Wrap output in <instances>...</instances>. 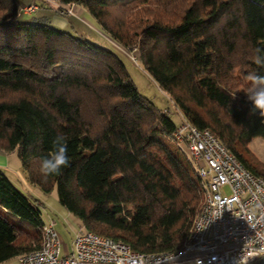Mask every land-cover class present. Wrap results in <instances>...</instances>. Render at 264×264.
<instances>
[{"label": "trees", "instance_id": "trees-1", "mask_svg": "<svg viewBox=\"0 0 264 264\" xmlns=\"http://www.w3.org/2000/svg\"><path fill=\"white\" fill-rule=\"evenodd\" d=\"M55 1L82 6L104 37L135 49L180 122L139 93L113 49L0 0V150L17 149L28 182L45 194L56 187L85 230L136 253L179 250L202 205L194 163L170 143L181 122L208 129L264 178V165L244 157L264 139L244 93L248 73L264 74L253 60L264 50V0ZM57 135L70 165L45 177L41 158ZM37 202L0 170V264L41 246Z\"/></svg>", "mask_w": 264, "mask_h": 264}, {"label": "built area", "instance_id": "built-area-1", "mask_svg": "<svg viewBox=\"0 0 264 264\" xmlns=\"http://www.w3.org/2000/svg\"><path fill=\"white\" fill-rule=\"evenodd\" d=\"M35 6L30 4L21 11L30 14ZM175 136L177 145L194 163L202 190L201 209L179 250L136 253L124 242L83 227L74 235L71 250H63L52 219L42 225L41 246L19 255L18 264H195L197 260L233 264L245 238L255 234L249 224L264 232V178L253 174L208 129L184 121ZM221 210L222 216L201 230Z\"/></svg>", "mask_w": 264, "mask_h": 264}, {"label": "rangeland", "instance_id": "rangeland-1", "mask_svg": "<svg viewBox=\"0 0 264 264\" xmlns=\"http://www.w3.org/2000/svg\"><path fill=\"white\" fill-rule=\"evenodd\" d=\"M18 1L20 4V15H22L21 18L32 19L35 16L40 17L44 15L46 17L52 18L54 15V19L56 21H59L62 18L63 20L65 19L69 22L70 26L64 28L67 31H70L75 35L83 37L86 36L88 39H91L94 42L101 43L103 46L113 49L123 59L130 77L139 93L149 99L157 109L167 111L174 123L178 124L180 122L177 108L170 101L169 97L158 87L152 77L143 69L135 49L126 51L119 46L117 47L115 42L109 40L107 37H104L100 33L101 30L98 28L99 26L87 13L85 8L77 4L61 6L55 0ZM34 1H37L40 4H37ZM30 3L31 5L37 4L35 6L36 8L30 14L22 12L21 9L23 10L24 7L30 5ZM62 7L65 8L63 9ZM62 10H64V13ZM52 26L57 27V25L54 24ZM170 143L172 145H177L175 139ZM247 146L249 151L248 153L244 154V157L248 160V162L255 166H258V164L264 165V139L262 137H255L248 143ZM0 170L5 173L8 178L25 194L32 195L37 200H39L41 204L43 203V205H39V208L43 220L46 221L48 218L47 214H49L48 211H52L51 206L53 204H59L56 187H54L49 194H45L39 188L31 185L28 182L25 171L22 168L17 149L11 152L0 150ZM29 188L31 191H29ZM64 225V222L58 224L57 230L59 237L61 238L62 236L66 239H69L72 234L69 233L67 229H65ZM23 227L30 231L35 230V227L32 224L23 223Z\"/></svg>", "mask_w": 264, "mask_h": 264}, {"label": "clouds", "instance_id": "clouds-1", "mask_svg": "<svg viewBox=\"0 0 264 264\" xmlns=\"http://www.w3.org/2000/svg\"><path fill=\"white\" fill-rule=\"evenodd\" d=\"M256 55L253 60L256 65L264 68V50L257 48ZM249 87L244 93L250 102V111L252 114L258 113L261 118H264V74L259 72H250L247 74ZM235 95L233 96V98ZM52 150L41 158L40 170L47 177L50 175H59L63 168L70 165V157L68 155L67 141L64 136L57 135L52 141ZM223 210L215 214L210 220L205 223L204 230L208 224L222 216ZM249 224V223H248ZM249 227L254 230V236L245 238L240 254L234 258L233 264H251L258 258H264V232H258L255 225ZM255 238V239H253ZM195 264H202L197 260Z\"/></svg>", "mask_w": 264, "mask_h": 264}, {"label": "crops", "instance_id": "crops-1", "mask_svg": "<svg viewBox=\"0 0 264 264\" xmlns=\"http://www.w3.org/2000/svg\"><path fill=\"white\" fill-rule=\"evenodd\" d=\"M54 17L55 16L53 15L52 18H50L51 19V23L54 24V25H57V27L66 28V27L70 26L69 22L66 21L65 19L63 20L61 18V20L56 21L54 19ZM53 19L55 20V22H54ZM29 191H31L30 188H29ZM37 201H38L37 203L40 205L41 202H39V200H37ZM41 205H43V203ZM51 207H52V211L51 210L48 211L49 214H47L48 215L47 220L46 221L43 220V221L47 222L48 220L54 219L56 221V223H55L56 230H57L58 224L64 222L65 229H67L68 232L71 233L72 235L70 236L69 239H66V238L61 236V239H62V242H63L62 245H63V250H68L69 251V250H71L72 239H73L74 235L77 233V231L82 228V223L80 222V220H78L76 217H74L70 212H68L60 204H53ZM57 232H58V230H57ZM1 264H18V262H17V258H12V259H9V260L1 263ZM187 264H191V263H187Z\"/></svg>", "mask_w": 264, "mask_h": 264}, {"label": "water", "instance_id": "water-1", "mask_svg": "<svg viewBox=\"0 0 264 264\" xmlns=\"http://www.w3.org/2000/svg\"><path fill=\"white\" fill-rule=\"evenodd\" d=\"M264 263V258H261L257 264H263Z\"/></svg>", "mask_w": 264, "mask_h": 264}]
</instances>
